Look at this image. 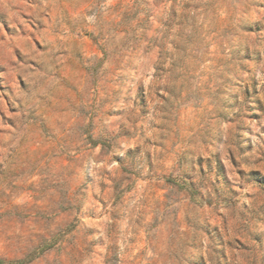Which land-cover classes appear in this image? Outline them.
Masks as SVG:
<instances>
[{
  "label": "rangeland",
  "instance_id": "rangeland-1",
  "mask_svg": "<svg viewBox=\"0 0 264 264\" xmlns=\"http://www.w3.org/2000/svg\"><path fill=\"white\" fill-rule=\"evenodd\" d=\"M0 264H264V0H0Z\"/></svg>",
  "mask_w": 264,
  "mask_h": 264
}]
</instances>
